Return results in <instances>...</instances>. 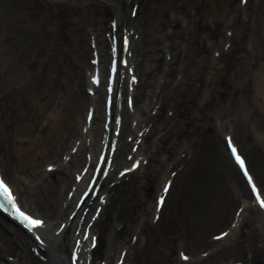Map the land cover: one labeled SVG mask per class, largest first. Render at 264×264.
<instances>
[{"label":"bare ground","instance_id":"6f19581e","mask_svg":"<svg viewBox=\"0 0 264 264\" xmlns=\"http://www.w3.org/2000/svg\"><path fill=\"white\" fill-rule=\"evenodd\" d=\"M245 5L237 6L235 0H0L1 173L19 202L51 229L64 230L73 222V229L56 240L59 244L46 243L34 257L29 249L35 243L17 227L4 231L1 225L7 223L0 217V264H114L121 262L123 250V264H264V232L256 227L261 214L212 129L214 119L223 130L228 127L224 119L233 123V141L264 194V0ZM114 20L132 40L130 59L138 82L129 97L142 117H131L135 130L124 121L114 158L122 159L126 138L134 132V141L138 134L144 136L140 162L148 165L143 172L120 177L114 167L110 178L94 186L98 196L83 203L72 221L78 192H72L71 200L66 196L74 173L90 165L89 154L97 145L83 144L76 154L72 149L83 139L80 126L91 125L95 137L106 116V92L103 109H93L88 97L90 47L92 38L99 44L104 40L99 42L102 29L112 37ZM229 30L230 49L221 54L219 75L201 81L193 70L201 69L208 57V42L216 38L219 45L220 33ZM98 93L103 96L102 89ZM122 108L126 119L128 108ZM112 113L116 118L118 110ZM99 150L98 156L105 151ZM175 152L185 156L167 168L158 155L174 159ZM41 167L45 173L38 175ZM12 175L23 176L25 181L18 183L22 189L11 182ZM159 181L169 187L156 209L149 206V194ZM82 190L80 197L88 186ZM84 211H89L86 216ZM81 226L98 237L94 250L74 234ZM226 231L230 233L222 238ZM129 234L137 236L133 245ZM79 250L86 251L83 259L78 253L71 259ZM183 254L192 261L184 263Z\"/></svg>","mask_w":264,"mask_h":264},{"label":"snow or ice","instance_id":"6c2138e0","mask_svg":"<svg viewBox=\"0 0 264 264\" xmlns=\"http://www.w3.org/2000/svg\"><path fill=\"white\" fill-rule=\"evenodd\" d=\"M246 2V0H245ZM113 71H115V68L113 69ZM94 79L96 80V83L99 84L100 83V79L99 76L97 75L96 77H94ZM237 156V160L239 161V163L244 166V171L245 173L248 175V179L249 181L252 182V188L255 190L256 196L259 198V201L262 205H264V196L261 195V190L260 187L257 186L255 180L253 179L252 175L248 172L247 167L245 166V161L243 159V157H241L239 155V153H236ZM0 193H2L7 199L11 200L13 204L16 203V197L14 195H12V189L9 187V185L7 183H5L4 179L2 176H0ZM164 202V198L161 197V205ZM17 211H20L19 206L17 205ZM21 216H23L27 221L30 222L29 226H44L45 221L39 218H34L33 216L24 213L22 211H20ZM224 235H227V233H225ZM185 259H188L187 256H185ZM121 264H123V262H121Z\"/></svg>","mask_w":264,"mask_h":264},{"label":"rangeland","instance_id":"374dc122","mask_svg":"<svg viewBox=\"0 0 264 264\" xmlns=\"http://www.w3.org/2000/svg\"><path fill=\"white\" fill-rule=\"evenodd\" d=\"M210 58H211V55L204 61V67H203V69H204V71H203V69H202V71H203V73H202V75H203V77L205 78L206 76H207V71H208V69L210 68ZM223 73V75H224V72H222ZM227 121V123L229 124V122H230V120H226ZM231 125V124H230ZM232 127V126H231ZM213 136H215V135H213ZM207 148L209 147V146H206ZM162 158H164L165 159V156H162ZM158 190V188H157V186L155 187V188H153L151 191H150V202H149V206H150V203H151V201L153 200V198H154V193L156 192ZM144 218H141V220H140V222L143 220ZM3 228V227H2ZM243 231H248V229H246V227L244 226V228H243ZM11 233V232H10ZM10 236H11V234H10ZM236 238V237H235ZM233 239H234V237H233ZM217 263V262H216Z\"/></svg>","mask_w":264,"mask_h":264}]
</instances>
